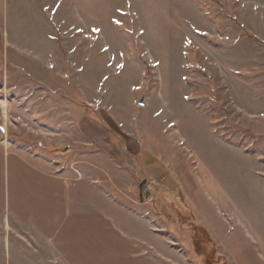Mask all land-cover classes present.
I'll return each instance as SVG.
<instances>
[{
  "label": "rangeland",
  "instance_id": "rangeland-1",
  "mask_svg": "<svg viewBox=\"0 0 264 264\" xmlns=\"http://www.w3.org/2000/svg\"><path fill=\"white\" fill-rule=\"evenodd\" d=\"M0 264H264V0H0Z\"/></svg>",
  "mask_w": 264,
  "mask_h": 264
},
{
  "label": "bare ground",
  "instance_id": "bare-ground-1",
  "mask_svg": "<svg viewBox=\"0 0 264 264\" xmlns=\"http://www.w3.org/2000/svg\"><path fill=\"white\" fill-rule=\"evenodd\" d=\"M1 103L3 104V105H2V106H3L2 109H3V113H4V111H5V109H6V102H5V101H2Z\"/></svg>",
  "mask_w": 264,
  "mask_h": 264
},
{
  "label": "water",
  "instance_id": "water-1",
  "mask_svg": "<svg viewBox=\"0 0 264 264\" xmlns=\"http://www.w3.org/2000/svg\"><path fill=\"white\" fill-rule=\"evenodd\" d=\"M143 103H144V98L142 97V98L138 101V104H139V105H143Z\"/></svg>",
  "mask_w": 264,
  "mask_h": 264
}]
</instances>
